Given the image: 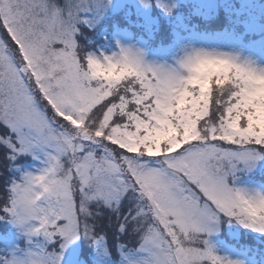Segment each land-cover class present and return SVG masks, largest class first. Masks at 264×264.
<instances>
[{
    "label": "snow or ice",
    "instance_id": "obj_1",
    "mask_svg": "<svg viewBox=\"0 0 264 264\" xmlns=\"http://www.w3.org/2000/svg\"><path fill=\"white\" fill-rule=\"evenodd\" d=\"M110 3L0 0V220L28 238L0 264H63L113 226L123 264H225L207 239L221 216L264 234V193L231 184L264 159V69L205 49L179 69L88 52L78 38Z\"/></svg>",
    "mask_w": 264,
    "mask_h": 264
},
{
    "label": "rangeland",
    "instance_id": "obj_2",
    "mask_svg": "<svg viewBox=\"0 0 264 264\" xmlns=\"http://www.w3.org/2000/svg\"><path fill=\"white\" fill-rule=\"evenodd\" d=\"M164 2L170 5L175 4L173 9L177 10L182 8V5L186 8L191 6L196 16L194 17L195 20H191L189 17H192V14L188 12V17L181 13L175 17L176 22L174 23L178 27L175 29L176 35L169 47H160L161 44L157 45L156 48L150 47L149 41L156 38L154 31L161 29V26L157 27L158 23L162 24L158 15L152 13L150 0H148L147 6L141 0H111V3L98 17H93L91 27L85 29H91L94 33L101 24L108 27L110 23L107 22L120 16L122 12L117 13L118 10L125 7L123 11L125 14L120 17L127 19L131 25L141 27L144 32L143 35L147 38L139 36V40H137L138 38L135 39L134 33L127 26L124 27L125 29L115 27V30L110 35L112 40L101 44L97 50L88 52L96 55L100 53L112 55L118 53L121 47L133 48L144 53V59L148 64L179 69L180 60L189 51L192 49H205L238 56L241 60L251 61L258 68L264 69V37L251 43H248L244 38L245 35L249 36L253 35V33H260V35L264 36V0H178V2L176 0H164ZM235 2H239V4L235 5ZM127 5L130 6L127 7ZM223 13L226 14L225 19L238 26V32L235 28H229L226 31L216 32L212 37H209L198 33L189 23L191 21L196 22L200 16L215 20L214 23H219L223 18ZM163 14L164 12L161 15ZM172 16V13L170 15L167 14L166 23H171ZM241 24L245 27L244 31L240 28ZM113 25L115 23H112L111 26ZM181 28L184 30L190 29V32H183ZM133 31L136 33L135 29ZM108 33L107 29L103 36ZM138 35H142L141 32H138ZM21 159H23V156ZM43 166L42 160L33 159L30 156L29 160H25L24 165L18 167V169L22 172L38 174ZM255 172H264V159L258 161L256 167L250 172H239L233 180L232 186L249 192L264 193L263 182L257 181L252 177ZM12 226L13 233L11 236L7 238L1 237L5 239V244L2 246L4 254L2 255L17 253L18 249H24L28 245V238L23 232L17 226L14 230V225L12 224ZM214 227L216 230L207 237L209 246L212 248L213 253L220 257L225 264L227 262H231V264H264L263 255L261 262H258L256 258L250 257L247 251L239 250L236 247L237 244H240V241L233 240L240 235L258 239L259 237L263 238L264 234L247 229L224 216L220 217L218 225ZM114 232L116 235L115 228ZM119 240H117L116 236L114 237V241ZM244 245L247 246L246 244ZM120 251L121 249L118 248L117 254H120L118 260H113L108 241L104 244H98L86 237H81L68 247L63 264H123V252L121 251L120 253Z\"/></svg>",
    "mask_w": 264,
    "mask_h": 264
},
{
    "label": "trees",
    "instance_id": "obj_3",
    "mask_svg": "<svg viewBox=\"0 0 264 264\" xmlns=\"http://www.w3.org/2000/svg\"><path fill=\"white\" fill-rule=\"evenodd\" d=\"M116 22H118L121 25H124L125 23L127 24V22L124 19H117ZM82 45L84 46V43H82ZM0 168H3L2 162H0ZM252 177L256 180H264V172H255V173H253ZM6 225H7V221L0 220V230L4 229L6 227ZM114 228L115 227L113 226L111 228L105 229L108 232V234L110 235V237L112 238V240H114V237L116 236L115 232H114ZM120 240L125 241V238L121 237ZM247 244L251 245L250 243H247ZM257 247L260 248V246H257Z\"/></svg>",
    "mask_w": 264,
    "mask_h": 264
}]
</instances>
